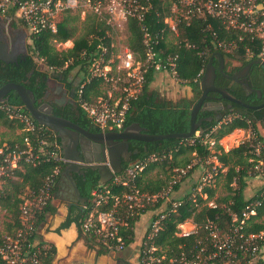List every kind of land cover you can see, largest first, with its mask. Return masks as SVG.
<instances>
[{"label":"trees","instance_id":"16d2710c","mask_svg":"<svg viewBox=\"0 0 264 264\" xmlns=\"http://www.w3.org/2000/svg\"><path fill=\"white\" fill-rule=\"evenodd\" d=\"M149 1L152 2L153 8L145 15V19L142 22H139L136 18H129L127 21L126 43L137 59H145L146 56L143 42V26L148 27L152 34L160 33L166 27L163 23L164 11H168L171 6V0ZM71 12L67 11L60 14L61 18L59 17L57 33L44 31L38 35L29 36L28 53L30 56L26 63L21 64L23 65L21 68H16L0 61V88L10 82L22 84L34 93L38 104L48 89L47 80L49 78V74L38 67V60L43 62L46 68L57 72L59 74L58 76L64 79L69 78L71 73L75 71L74 79L80 80L78 85L79 89L80 84L88 79L89 69L87 67V60L90 54H93L100 44L109 45L111 43V38L106 32L112 28L110 25H107L105 19H101L92 13L82 23L84 25V32L77 35L78 27L74 24L77 21V17H70ZM10 15H14V12H11ZM11 24L13 27L25 28L17 20H12ZM70 40H73L74 43L72 48L66 50H58L56 48L57 43H65ZM221 42L234 43L236 44L235 49L233 48L230 52H227L223 47L219 46ZM261 42L257 36L255 40H252L251 35L239 30L226 29L219 21L211 18L195 19L189 25L185 22L179 24L177 36L169 30H166L160 40L159 46V49L164 51L162 57L176 58L174 77L178 82L190 88L193 98H183L176 102L161 97L158 91L151 89L157 73L154 70H150L146 73V80L141 93L131 102V109L124 128L133 123H138L147 133L152 135L188 132L190 129L192 107L202 94L199 86L202 76L199 75L214 54L221 53L224 59L228 57L237 58L238 61H241V65H245L253 60L259 59L258 52L261 47ZM217 60L215 57V66ZM260 66L262 65H254L253 68L252 81H254L255 86L258 84V79L262 75ZM222 82L227 84H223ZM228 83L229 81L221 75H218L215 85L227 90L248 105H257V103L245 99L241 93L229 90L227 88ZM236 87L242 89L239 86ZM108 88L109 86L103 81L93 79L85 87L83 97L91 103L96 102L98 97L106 96ZM75 101L74 105L67 108H60L54 115L63 116L82 127L92 128L94 125L88 119L86 112L79 106L78 95H76ZM227 103L225 102V105ZM4 104L7 106L21 107L24 113L30 115L16 92H12L9 95V100ZM229 116L232 117L226 123H221L220 125V122L226 118L228 119ZM262 116H264V108L251 110L237 104H232V108H215L201 111L200 117L213 118L212 122H203L199 131L202 137L210 135L216 138V153L214 154L211 153L208 146L201 139L195 138V136L190 138V141H193V145L189 146L185 145L189 139H165L149 143H135V147L139 152L134 157L133 162H146L147 165L136 177L134 184H130V187L137 188L142 193L157 194L162 189L169 187L172 178L169 175L164 177L162 173L151 176V173L156 169L165 167L168 162H170L171 168H186L190 165L191 161L187 154L194 152L196 157L201 161H205L211 156L217 157L218 162L222 166L221 168L227 167L226 173H220L219 175L220 177H224L226 194L224 197L217 199V202L224 203L225 207L220 206L216 209H209L203 206L202 210L196 216L197 221L202 222L206 219H212L219 223L220 226H224L225 222L230 219V215L226 209H230L232 213L237 214L241 218L243 211L249 203L259 201L261 206L257 207V215L250 218L248 231L260 232L264 229V186L258 189L251 199H247L245 196V188L249 183L248 180H252L254 178L252 176L257 175H251L249 172V169L251 167L253 168L257 161L252 163L249 160L251 158L259 160L260 157L254 153H250L254 148H251L249 143H243L226 152L218 141L235 129H252L257 139L264 142V137L259 131V128H264V119ZM35 123L36 125L39 124L36 120ZM0 125L8 127L12 131L19 129L22 132L18 136L16 135L14 139L8 140L11 146H14L16 143H22L25 136L28 135V133L23 131V125L11 119L9 113L5 109H1V107ZM219 125L217 134H213V130ZM43 132L47 135L45 137L46 140L52 145L50 148L58 151L60 141L56 135L46 127H43ZM3 143L4 141L1 140L0 146ZM171 154L173 155L172 161H169L168 158ZM152 157L165 159L162 163L158 161L159 159L156 161H148ZM180 157L182 158L179 159ZM132 163H126L119 176L126 177V170ZM55 167L56 165L53 161H42L36 165L23 161L21 167L16 170L15 177L9 180L3 187L0 192V207L8 215L9 221L5 230L0 232V248L3 245L4 237L6 235H13L20 228V207L23 203L22 195H24L26 190L29 192L26 194L29 198H33L34 195H39L47 178L53 173ZM63 170L64 165H61V171L55 177L51 188L52 198L44 206L43 210L36 215L38 227L46 220L47 214L55 212L52 201L58 191ZM192 171L193 169L188 172V175ZM73 176L81 195L88 198V204L85 211H81L80 209L72 210L68 220L63 225L65 228L72 223H76L81 227L86 223L91 210L96 205L93 196L95 190L104 189L109 186L118 195H121L122 192L130 191V187L123 185L116 186L112 182L105 186H100L98 183V174L92 170L88 171L85 176L78 174ZM177 188H179L178 184L174 186V189ZM215 191L210 187H205L202 193L213 197ZM180 200L184 202L183 206L179 208L178 213H171L162 220L163 229L155 238V244L164 249L170 248L169 250H176L181 242L192 241V238L182 240L175 237L177 225L196 212V207H194L191 196H186ZM202 201L199 196L198 202L202 203ZM112 206L113 200L110 201L108 206L102 205L98 209L99 211H106L111 209ZM159 206L160 203L148 206L146 211L155 212L159 209ZM136 222L137 220L133 218L129 219V228L125 231L123 230L124 239L128 246L135 245ZM85 235L88 241L99 250L100 254H107L109 252L101 237L92 232H86ZM55 252L56 249L54 246L45 245V247H41L39 257L42 264H52ZM0 264H4L1 254Z\"/></svg>","mask_w":264,"mask_h":264},{"label":"built area","instance_id":"2783aa9c","mask_svg":"<svg viewBox=\"0 0 264 264\" xmlns=\"http://www.w3.org/2000/svg\"><path fill=\"white\" fill-rule=\"evenodd\" d=\"M81 5L89 7L93 14L105 19L113 30L116 23L127 25L129 18L142 22L153 8L149 0H0V18L9 22L20 21L29 36L44 31L57 33L59 15L78 9ZM11 12H14V15H10ZM199 18L219 21L226 29L251 35L252 40L257 36L262 41L258 57L264 61V0H171L169 10L164 11L165 29L152 34L148 27L143 26L145 59H137L127 44L117 51L112 41L109 45L100 44L96 51L90 54L87 60L88 79L80 84L77 95L79 106L86 112L91 123L103 130L122 131L131 109V102L142 91L146 73L154 70L156 73L167 72L175 76L176 58L162 57L164 51L159 49L164 32L169 30L177 36L179 24L185 22L189 25ZM233 44L221 42L219 46L228 51L232 46H236ZM203 73L204 69L199 76ZM93 79L103 81L109 88L106 96L98 97L96 102L91 103L83 94L85 87ZM0 107L9 113L11 119L20 122L24 127L23 131L28 133L22 143H16L14 146L3 143L0 146V192L6 183L15 177L16 170L21 167L23 161L33 165L42 161H53L56 165L39 195L23 199L20 207V228L13 235H6L0 248L4 264H42L39 253L45 245H41L38 240L36 215L52 198L51 188L55 177L61 171L64 158L60 147L58 151L50 148L52 145L46 140L47 135L43 132L45 126L36 125L34 118L24 113L21 107L7 106L4 103H0ZM145 164L147 165L146 162H140L133 165L126 170V177L118 174L111 182L116 186L130 187L145 169ZM260 164L262 163L259 161L255 168L258 169ZM177 170L185 174L184 170ZM93 196L96 205L83 229L101 237L109 252L120 253L129 247L123 234L129 226V219L146 212L152 201L160 203L165 200L167 193H142L139 189L130 187L129 192L118 195L107 186L95 190ZM201 199L203 205L209 209L221 206L214 200L209 201V198ZM111 200V209L99 211L98 207L108 206ZM194 202L196 208L201 205L195 199ZM171 204L169 213L165 208L157 217H153L149 229L135 247L138 264H264V229L260 232L248 231L250 218L257 215V207L261 206L259 201L249 203L241 218L226 209L230 219L224 226L212 219L201 223L191 220V229L183 231L180 227H183L185 221L179 223L175 237L182 240L192 238V241L181 242L176 250L164 249L155 244V238L163 229L162 220L182 206L181 201Z\"/></svg>","mask_w":264,"mask_h":264},{"label":"water","instance_id":"95a60500","mask_svg":"<svg viewBox=\"0 0 264 264\" xmlns=\"http://www.w3.org/2000/svg\"><path fill=\"white\" fill-rule=\"evenodd\" d=\"M27 57L29 58L28 54ZM215 57L219 61V70L221 72L223 71L224 57L221 53H215L206 65L199 82V86L202 89L203 94L191 110L190 129L185 133L152 135L147 133L145 129L140 126V124L133 123L124 128L122 131L108 133L111 138V144L110 141L106 143V141L102 138L101 133L95 134L90 130H86L79 124L64 118L63 116L54 115L52 113V106L48 104L37 105L34 93L26 86L15 82L6 83L0 88V103H6L9 100V95L12 92H16L21 99L23 106L28 110L30 115L40 125L47 127L56 135L60 141L59 147L64 158L62 179L65 178L70 182L77 201H79L83 207L82 211H85L88 204V198L81 195L73 175L78 174L81 170H92L98 174L99 185H106L110 183L115 176L122 173L123 154L128 152L130 141L149 143L165 139L192 138L202 126V120L198 121L197 117L200 110L207 106L205 104V100L209 92H215L224 100H227L232 104L243 106L247 109L258 110L264 107V105H248L241 99L236 98L227 90L215 85L217 78V68L214 64ZM0 61L19 68V66L15 65V63L18 62L17 53H14L8 42H3L2 40H0ZM22 63H24V61ZM254 65L264 66V61L262 59L253 60L235 75L227 77L232 80H237L240 77H243L247 80V74ZM217 109H223V106L219 104ZM86 141H91L93 146L89 147L88 144H86ZM104 144H106L108 148L110 145L113 146L110 150H106L105 148L101 150V146ZM73 224L78 227L76 223ZM121 264L128 263L121 259Z\"/></svg>","mask_w":264,"mask_h":264},{"label":"rangeland","instance_id":"374dc122","mask_svg":"<svg viewBox=\"0 0 264 264\" xmlns=\"http://www.w3.org/2000/svg\"><path fill=\"white\" fill-rule=\"evenodd\" d=\"M62 14V13H61ZM70 17H77V21L76 23H74L77 27H78V33L77 35H80L81 33L84 32V25L82 24L84 22V19H86L87 16L92 15L91 9L89 7H85L83 5L79 6L78 9L72 10ZM79 15V16H78ZM61 18V15L59 16ZM59 19V18H58ZM107 25H109L107 23ZM25 29V28H23ZM107 35L111 38L112 43L114 44L115 48L117 49V51H120L121 48L124 47L127 41V25H120V24H114V30L113 29H109L107 30ZM172 36V35H171ZM173 38V37H171ZM29 41V40H28ZM234 45V44H233ZM73 47V40L67 41L66 43H58L56 44V48L60 49V50H66L69 48ZM235 49V46H232L231 48H229V50L227 52H230L232 49ZM226 61L228 62L230 69L240 66L241 65V61H238L237 58H226ZM37 64L38 67L42 70L45 71L49 74V77L55 78V77H59L57 72H53L51 69L46 68L43 65V62L38 61L37 60ZM75 76V71L73 73H71L70 77ZM161 76V77H160ZM158 79L159 81V86H157L155 89H157L161 95V97L165 98V99H169L172 101H180L183 98H188L190 97V99L193 98L192 92L190 91V88L188 86H185L183 84H181L180 82H178L172 74L170 75H156L155 80ZM232 116H229V118L224 119L221 123H226ZM219 126H217L214 130H213V134H217V131L219 129ZM6 129V130H5ZM7 129H9L8 127L4 126V125H0V141L3 140L4 144H8V140H12L14 138V134L11 133L10 131H7ZM260 130V134L264 137L263 135V128H259ZM195 138H199L203 141L204 144H206L209 148V150L211 151V153H216V138L214 136H210V135H206L204 137H202V134L200 131H197L194 134ZM193 141L190 139L185 143L186 146L189 145H193L192 144ZM218 143L223 147V149L228 152L229 150L238 147L239 145L243 144V143H249L251 148H254L253 151H250V153H254L255 155L259 156V160H255L254 158H251L249 161L250 162H256V164L260 161V166L258 169L254 167L249 169V172L251 175L257 174L256 176H252L254 178L253 179H257V182H252L251 184H253L252 186H258L259 185V189H261L264 185V142L260 141L257 139L256 134L254 133V131L252 129H248V130H244V129H235L233 130L230 134L225 135L224 137H222ZM189 156V158L191 159L190 161V165L186 168H171L170 166V162H168L165 167L163 168H158L156 169L154 172L151 173V176H154L157 173H162L164 177H166V175H169L172 178V182L169 184L168 188L162 189L161 191H159V194L164 195V193H167V197L165 200H161L160 202V206L159 209H157L155 212L153 211H149V212H144L143 214L139 215V216H135V220H137L136 225H135V233H136V239L139 238H143V236L146 234L147 230L149 229V225L153 220V217H157V214H160L162 211H164V209L166 208L167 213H169V211L172 209V204L171 202L177 203V201H181L182 202V206L184 204V202L180 199L186 197V196H191L192 198V202L194 204L195 207V202L194 199L196 201H198V197H202V198H209L208 200H214V201H218V198L224 197L226 194V190L224 188V177H220V173L224 174L227 171V167L221 168L222 166L220 165V163L217 160V157L211 156L209 157L207 160L205 161H201L199 158L196 157L195 152L194 153H189L187 154ZM172 157L173 155L171 154L169 156V161H172ZM184 157V156H182ZM182 157H180L179 159H181ZM159 159V160H158ZM165 158H157V157H152L151 159H149L148 161H156L158 160L159 162H163ZM140 162H133L130 166L132 167L135 164H138ZM146 167V164H145ZM184 170L185 174L178 172V170ZM193 169V171L188 175V172ZM221 170V171H220ZM183 174V175H182ZM248 181H251V179H249ZM262 182V183H261ZM261 183V184H259ZM179 185V188L174 189L175 185ZM262 185V186H261ZM205 187H210L215 191V195L213 197H209L207 194L202 193V190ZM28 192V190H26V192L24 193V195H22V199H26L28 198V196L26 195ZM207 200V201H208ZM206 201V203H207ZM159 202H155L152 201L150 206L156 205ZM205 203V204H206ZM218 205L221 206H225L224 203H219L217 202ZM201 205H199L198 208H196V212L193 213V215L189 218H186L183 223V227L182 228L183 231H188L189 229H191V220H196L197 221V214L202 210L203 205V201L202 203H200ZM179 209L176 212L173 213H178ZM49 214L46 215V217H48ZM156 215V216H155ZM170 215V214H167ZM143 216H147L149 217V222L147 224V226L145 225L144 227L141 226V218ZM144 218V217H143ZM9 221V217L6 214V212L0 207V232H3L5 230V228L7 227V223ZM198 222V221H197ZM201 223V222H200ZM198 223V224H200ZM139 224V225H138ZM130 225V223H129ZM129 228V226H128ZM126 228V229H128ZM78 232L80 233V235H82L83 237H86V232L83 229V226L78 227ZM38 236V234H37ZM87 238V237H86ZM135 239L136 243L135 245H131L129 248H127L125 251L120 252L118 254L120 255H125V259L127 261H129L131 259L132 254L134 255L135 253V247L137 246V240ZM38 240L40 241V238L38 236ZM141 242V240H140ZM139 242V243H140ZM93 245V244H92ZM132 248V249H131ZM170 249V248H169ZM134 252V253H133ZM108 254L113 256L114 252H107ZM56 254V252H55ZM136 255V253H135ZM55 258V255H54ZM122 258V256L120 257ZM130 258V259H129ZM117 259V258H115ZM138 263V262H137Z\"/></svg>","mask_w":264,"mask_h":264},{"label":"flooded vegetation","instance_id":"af4514ba","mask_svg":"<svg viewBox=\"0 0 264 264\" xmlns=\"http://www.w3.org/2000/svg\"><path fill=\"white\" fill-rule=\"evenodd\" d=\"M11 23L12 22H9L3 18H0V40H2L3 42H8V44L10 45V48L14 51V53H17L18 62H16L15 65L19 66L21 68L23 65H21L20 63H22L23 61H24V63H26V61L28 60L27 54L29 55V53H28L29 35L25 29H23L21 27H13V25ZM24 63H22V64H24ZM247 64L240 65V66H237V67L230 69L228 62L226 61V59H224L223 71L221 72L219 70V61L217 60V63H216L217 78H218V75H221L222 77H224L227 81H229L228 87H227L229 90H232L235 92L237 91L238 93H241L242 96L245 99H247L248 101L253 102V103H257L256 106L264 105V66H260L262 75L258 79V84L256 86L254 85V81H252L254 66H252V68L248 72L247 80H245V78H243V77H240L237 80H232V79L227 77V76L235 75L236 73L241 71ZM7 65H11V64H7ZM11 66H13V65H11ZM217 78H216V80H217ZM79 81H80L79 79L75 80L72 77H69L66 79H64L63 77H55V78L49 77L47 80V83H48L47 91L48 92L46 91L47 92V94L45 93L46 96H44L43 99L37 105L48 104V105L52 106L53 107V111H52L53 114L58 112V110L60 108H67L69 106L74 105L76 102L75 100H76V95H77V91H78ZM222 83L227 84L225 82H222ZM215 84H216V82H215ZM236 86H239L242 89H239ZM201 91H202V89H201ZM202 94H201V96H202ZM188 98L190 99V97H188ZM225 102H228V101L221 98V96L219 94H217L215 92H209L207 94V97L205 100V104L207 106L202 108V110H200V112L208 110V109L209 110L215 109L218 107L219 104H221L223 106V109L232 108V103L228 102L225 105ZM196 103L193 105V107L196 105ZM262 108H264V107H262ZM262 108H260V109H262ZM200 112L198 114L197 120L198 121L202 120V124H203V122H212L213 121L212 117H200ZM262 118L264 119V116H262ZM263 127H264V122H263ZM83 128H85L86 130H90L91 132H93L95 134L101 133V136L106 141V143L108 141H110V144H111V138H110V135H108V133L117 131L115 129L103 130L97 126H93L92 128H86V127H83ZM263 135H264V128H263ZM137 142H139V141H130L129 142V150H128V152L123 154V164H122L123 166L126 163H132L134 157L138 154L139 150L135 147V143H137ZM118 143H120V142H118ZM86 144H88L89 147L93 146V143L91 141H88V142L86 141ZM112 146L113 145H110L108 148L106 146V144H104L101 146V150H103L104 148L106 150H110V148ZM88 171H90V170H81L78 173V175L85 176V174ZM62 180H63L62 184H63L64 190H65L63 192V197H65V199L67 200L66 201L67 208L65 210V214H64V218H63L64 221L60 225V227L58 228L57 232H61L62 230L66 229L65 227H63V225L68 220L70 213H72L73 209L74 210L80 209L82 211V208H83L82 205L80 204V202L77 201V198L73 192V189H72L70 182L65 178ZM49 217H50V214L48 215V217H46V220L43 223H41L38 227V236L40 238V244L41 245L47 244L46 238H48V234L50 233L49 230L53 229L58 223V221H55V222H52L51 224H48ZM70 225H68V227ZM78 227H80V226H78ZM136 240H137V245H138L140 240H142V238H139ZM118 253L119 252L113 253V257L117 258L114 261L115 264H121L122 258H120V257L124 256V255H120ZM127 263L128 264H138L135 253H134V255L132 254V258L129 261H127Z\"/></svg>","mask_w":264,"mask_h":264},{"label":"crops","instance_id":"0c3cea01","mask_svg":"<svg viewBox=\"0 0 264 264\" xmlns=\"http://www.w3.org/2000/svg\"><path fill=\"white\" fill-rule=\"evenodd\" d=\"M158 75H170V74L167 72H161L158 73ZM72 78H74V76ZM157 84H159L158 79H156L152 83L151 89L158 91L157 89H155L157 86H159ZM7 131H10V129H7ZM11 133L14 134V138H15L16 135L18 136L22 132L19 129H16V131L11 130ZM62 181L63 180L61 176L58 191L52 201V205L55 209V212L50 214L48 224H51L52 222L55 221H58V223L53 229L49 230L50 233L48 234V238H46L47 244H45V245L54 246L56 249L55 258L52 264H115L114 263L115 258L112 255L108 253L100 254L99 250L95 248L88 241L86 237L80 235V233L78 232V227H76L74 224H71L68 228L62 230L61 232H57L58 228L64 221L63 218H64L65 210L67 208V204H66L67 200L65 199V197H63V192L65 190ZM255 181L257 182V179H253L249 181L248 185L245 188V196L247 199H251L255 195V192L259 189L258 188L259 185L252 186L255 183L251 184L252 182ZM143 217L141 218L142 220L141 226L144 227L145 225L147 226L149 222V217L147 216H143ZM122 259L127 262V260L125 259V255L122 257Z\"/></svg>","mask_w":264,"mask_h":264}]
</instances>
